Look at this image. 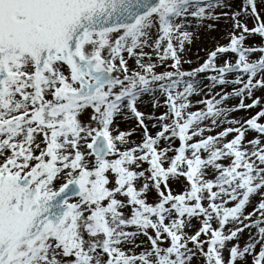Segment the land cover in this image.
<instances>
[{"label": "snow or ice", "instance_id": "snow-or-ice-1", "mask_svg": "<svg viewBox=\"0 0 264 264\" xmlns=\"http://www.w3.org/2000/svg\"><path fill=\"white\" fill-rule=\"evenodd\" d=\"M0 264H264V0H0Z\"/></svg>", "mask_w": 264, "mask_h": 264}, {"label": "rangeland", "instance_id": "rangeland-1", "mask_svg": "<svg viewBox=\"0 0 264 264\" xmlns=\"http://www.w3.org/2000/svg\"><path fill=\"white\" fill-rule=\"evenodd\" d=\"M259 2V0H258ZM228 31V26L221 23L216 31L213 32H201L200 38L195 40L191 46V51L188 53L189 58H191L195 62H202L204 58H206L207 50L213 49L217 44L223 45L228 43V37L226 36V32ZM253 43L260 44L261 41L259 38L255 42L248 41L247 46H252ZM234 59V57H233ZM223 61H218V63H222ZM192 66H195L192 65ZM185 67H190L189 65H185ZM163 111V109H161ZM236 115H245V113H237ZM125 125H122V128ZM243 243V241H242Z\"/></svg>", "mask_w": 264, "mask_h": 264}]
</instances>
